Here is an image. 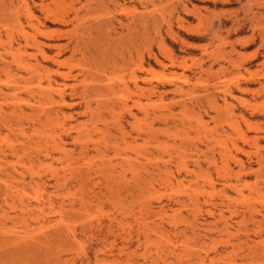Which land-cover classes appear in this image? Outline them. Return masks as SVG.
<instances>
[{
    "label": "rangeland",
    "instance_id": "374dc122",
    "mask_svg": "<svg viewBox=\"0 0 264 264\" xmlns=\"http://www.w3.org/2000/svg\"><path fill=\"white\" fill-rule=\"evenodd\" d=\"M40 1L41 0H26L34 16L41 19L40 21L45 24L44 33L46 32L50 35L49 37H51L47 38L48 36L46 37L45 35L44 38L43 35L40 36V34H36L37 38L43 42L58 43L61 45L66 44L71 40L72 42H70L72 44H70L71 46H68L69 49L67 48L60 51V59L69 63L61 68V70L58 66L56 67L53 62L43 60L39 55H34L35 57L32 56L33 54H36V51L33 49H28V53H24L23 50L21 53L16 51V42L22 41L23 43V38L19 33V31H21L20 25L22 24L21 28L24 32L28 33L29 36L35 35V32L25 23V6L19 0H13L14 4H12V7H0V27L5 25L4 27L9 30V35H7L8 32H2L3 34H0V57H3L4 60L10 63L11 73L15 74L20 71V73L28 77L26 72L17 68L15 62H17L18 59L23 61V63L32 66L35 65L36 61H39L42 66L49 70L58 69L63 72H67L68 70V72L72 71L71 73L73 74L80 73L81 70H83L84 73L86 71L89 72L90 69H92L91 67L95 68L96 63L94 57L92 55H87L89 50L94 49L93 37L95 36V33H92V38L90 37L89 40H79L78 35L80 36L82 32L75 24L74 26L72 23L69 25H62L51 22V19L45 20L39 7ZM43 1L49 2V0ZM111 1L97 0L96 2V0H60L62 5L59 6L60 9L57 11L72 16L74 10L80 9L79 15H85V21L91 24H97L95 21H99L101 24L108 23V19L111 17L110 19H113L111 20L113 27L116 33L120 34V39L128 40H122L124 42L123 45H120V42L117 43L118 47L116 48V55L113 50L114 46L112 45V53H114L116 61L121 63L123 58L128 61L132 56L133 61L136 63L138 59L137 56L142 54L145 67H148L147 69H153L154 78L147 80L146 78H151V76L150 74L143 72L141 73V77L143 78L138 81L139 85L141 87H147L149 85L147 81L150 80L151 82L149 83L155 85L158 91L156 97L153 98L151 105H153L158 114L163 113L169 115L166 110L168 111L170 109L173 115L169 116L165 122H162L161 120L154 126L156 131V143L152 145V143H149L148 141L145 142L143 138L144 136L142 133H144L146 122L142 115L138 114L139 117L136 121L131 120L128 118L129 116L122 111L120 103L114 113H101L105 120L98 123L100 131L97 133H91L92 135L90 134L91 137H89L90 139L88 138L90 151L74 167L78 166L77 168L82 170L84 168H90L92 171L100 169L104 174L102 173L91 176L90 180H92V182L95 181V183H97L98 180H101L102 176L112 173L114 178L111 180V185L107 187L102 184L104 185L102 186V194H98L99 187H95L94 189L92 186L94 183L91 184L90 180L89 182L75 183L74 177L64 168L67 163L66 158L58 153L53 154L51 159L48 158L43 160L44 162L42 165L38 163H29V161L22 156L21 158L7 156V159L0 161V181L6 180V183H9L10 186H12L10 187V197H8L6 201L3 200V195L0 194V231H2V233L0 232V264H163L161 261L151 262L149 260L148 262H144L135 256L143 251L144 244H147L145 247L150 250V253L153 256L159 251H162L160 252L162 254L164 252L166 253L167 250H165L166 248L164 246H166L165 241L167 238L165 236L162 237V235L157 234L154 231L149 232L146 238L143 234L138 236L140 227H138L135 221L129 216L126 217V219L131 225L129 227L120 226V222H123L124 214L133 212V214L139 217L147 206L153 209L154 213L158 212L160 207H163L166 212L165 215L168 216H165L164 223L169 217H174L176 221L181 219L187 220L189 223L193 219L192 211L197 207L200 209V215L198 216L199 220L206 219V221L209 222L211 220L206 214L207 210H211L212 212L221 210L222 212L224 211L223 213L225 216L229 217V215H227L228 213L225 212L227 211L225 208L226 205H219L221 202L220 199L222 200L226 195L228 196L227 200L223 199L225 200V203L229 204L232 209L240 211L238 213V218H232L229 222V226H231L227 230L230 231L229 233L231 236L224 232L215 233L212 235L211 241L205 239H193L191 238L193 236L188 233L190 237L182 242L181 237L175 238L174 234L169 233L167 236H169L179 252L176 257H170L167 260L170 264H195L196 255L200 254L201 256H204L206 253L210 258H214L213 264H249V260L242 261L244 256L242 252L245 254L243 249L239 251H231L232 249L230 250L229 246H225L226 242L223 243V241H233L237 237L243 238V234L236 233V230L238 229L237 227H239L236 225V221L241 220V215L245 213L244 210L246 211L250 205L255 207L258 205L256 208H260L261 215H264V174L263 176L261 174L264 173V164L260 165V158L264 160V130H262L264 129V92L255 95L256 98L250 95L243 96L247 101L246 104H242V102L234 99L229 100V104L236 113L237 111H241L242 113L246 112L245 114L248 116L250 115V120L258 126L260 132L261 130L263 131L261 132L263 134H260L263 136L258 151L254 146L251 147L249 145V147L248 145H245L244 148V146H241L239 143L243 151L235 152L231 149V140L228 141L227 139L226 141L224 138H221L219 146L216 145L218 148L215 146L214 149L216 154L212 153L215 158L213 164H208V161L205 159L206 155L211 157V152L206 151L204 147L205 143L203 141L205 138L222 133L221 131L223 129H228L227 131L230 132L227 127L229 122L226 121L227 118L225 117L226 106L218 100L219 107L217 106V108L221 113L220 117L217 119L215 113L211 112L212 110L209 111V108L206 106L207 102L204 100L206 98H204V95H207V93H212L213 96L219 95L214 93V90H211L213 89L215 82H219L217 78L232 79L233 75L231 74H234V76L237 75L235 70L227 74L220 70L222 67L230 69L227 65L228 58L226 57H228L231 47H234L235 53H237L236 55H233V58L238 62L245 63L243 66L244 68L241 70V74H243L242 77L237 75L236 77L233 76V78H243V76L244 78H249L248 73H251L257 75L253 76L254 79L257 78L260 82L264 83V68L261 66L264 50L261 47L260 36L258 35V32L254 33V29L249 23L250 20L246 12L250 9L252 13L257 12V10L259 12H264V0H256L257 2L254 0H150V2H148L149 0H117V4H114V6ZM226 1L228 3H225L224 5L223 3ZM248 1H250V3L245 4L248 3ZM254 3H261L262 5L260 4L256 7ZM182 6H186L191 10L196 9V13L186 14L182 11ZM14 13L17 19L13 16ZM168 14H171V17H168ZM177 17H180L183 20V27L178 23L176 19ZM115 21H120L124 25L129 24L131 21V29L133 30V38L135 39L133 40L132 38H129L132 39L129 40L126 38L127 35L129 37H131V35L128 34L129 32L126 31L125 27L122 28V30L121 26ZM198 24L200 25L199 27ZM18 27L19 29H17ZM190 27H193L191 31ZM202 30H204V32ZM123 33L124 38H122ZM125 34L127 35L125 36ZM198 37H201L202 39H199ZM244 39L253 40L245 43V45L242 44L241 41L243 40L244 42ZM76 40H79L80 42L78 43V46L74 48L73 46H76L74 45ZM178 40L180 42H178ZM10 41L12 47L9 44ZM133 41L137 44V47L140 45L139 52L134 48L136 45L133 44ZM206 44L209 47L206 46ZM204 46L207 47L205 50L207 53L202 50ZM149 47L155 58L154 56H149ZM45 51L49 56H52L54 52H57L55 49L48 48H45ZM82 53H85L86 55ZM212 55H214V57ZM112 56H110V58ZM253 56H255V58H253ZM92 59L93 61H91ZM86 64H88V69L85 68ZM90 65L91 67H89ZM209 66H212L210 71L207 70ZM258 69L259 71H257ZM217 70H220V73ZM120 76L121 75L118 77ZM122 76L124 82L128 84L129 91L124 90L123 87L118 84L120 78L117 76V78H113L112 83L115 84V86H118L116 89L119 93L121 92V94L129 99L128 97L132 93L137 94L138 91L136 90L135 92L134 85L130 81L129 70L123 72ZM53 77L54 78L52 79L63 81L62 78H56L55 75H53ZM144 77H146L145 79L147 81H144ZM77 79L79 81L83 80L82 82L76 83L75 86L80 92H83L85 89L91 90L98 84L97 78ZM68 80L69 84H73V79L68 78ZM34 81V84L30 85L31 87L36 85V82ZM7 83H10V78H5L3 72L0 71V90L3 92L0 93V113L3 112L9 114L10 111L12 112L17 108L29 110L25 103H33L34 101L30 94H28V90L25 89V87L28 86L21 84L20 86H25V90L23 88L18 90L16 96H14L12 87H10L11 89L7 88ZM40 83L42 87H46L48 84L47 78H42ZM229 85L232 86L231 83ZM178 87H180L179 89L181 90H174L175 88L178 89ZM249 88L256 89L258 86L257 84H254V86ZM205 89L208 92H206ZM232 90H234V88H232ZM235 95L241 97V95ZM199 97L201 100H199ZM66 98H68L69 101L71 99L70 105L72 111L65 112H68V114H74V117L78 119H85L86 117L81 115L83 106L85 105V101L82 97L73 95L67 90ZM196 100H199L200 103L198 104ZM86 101H89L92 103V107H95L96 100L92 98L87 99ZM130 102L131 98L128 100L129 104H131ZM144 103L146 102L144 101L143 104ZM117 121H121L125 124L126 132L129 135V137H126L122 143L119 142L122 141L120 136L114 131V123ZM240 126L245 130L244 124L241 121ZM141 129L143 132L141 133V136L137 137V133ZM107 130L110 132L111 136L107 135ZM27 132L31 133L29 130ZM2 133L0 135V150L6 149L10 144H17L16 139L19 138L17 132L3 130ZM232 138L236 139L235 134L232 135ZM90 141H92V143ZM221 142H223L224 145H222ZM73 143L72 140L68 141V146L66 148L70 152L76 147ZM225 145L227 147H225ZM94 146H96L102 153L98 154L95 152V150H93ZM224 147L227 149L226 155L223 154L220 157V152L224 150ZM230 151L235 156L237 154L236 157L241 161L240 163H235L228 158ZM170 155L172 156V161L166 162ZM81 163L85 165H81ZM180 164L185 165L187 170H182ZM223 164L225 166L227 165V169L223 168L225 167ZM131 168H138V173H133ZM52 169V172L58 171L59 175H61V178L59 177L61 182L58 185L55 184V178L52 177ZM19 172L23 173L22 177L17 176ZM225 172H228L230 181L234 180L232 182H238L240 193H236L226 184L227 179L224 178ZM35 174H38L41 177L42 182L45 183L43 187H40L41 189L32 183V179L33 181H38ZM253 174H259L260 177ZM138 176L140 177L137 178ZM137 183H142L140 185L144 186L142 191L138 189ZM251 183L252 186L250 185ZM149 184H152V186H149ZM223 192H225V194ZM20 200H22L23 203L30 205L33 209L34 207L35 209L38 208L37 213L36 210L32 209L33 214L31 213L30 216L26 215L23 217L19 213V208L21 207ZM39 200L46 204L51 200L53 209H51L52 207L49 209V206L46 205L42 209L43 212L41 211L42 213L40 214L39 205L41 202ZM83 201H86V205H84L85 203ZM79 202L83 203V205H79ZM215 204L217 205L216 210L212 207ZM233 204L235 206H233ZM35 214L36 216H34ZM158 218L159 217H152L151 220L158 223ZM258 218L260 219V216H258ZM60 221H62L63 226ZM66 221L68 222L66 223ZM109 224L112 225L110 230L107 229ZM178 225V229L185 228L183 222H179ZM66 226L74 230L76 233V242H56L62 240L58 238L65 231L64 229ZM115 226L117 228H115ZM149 226H153V223L150 222ZM62 227H64V229ZM247 227L251 230V223L247 222ZM24 232L27 233V235L24 236ZM205 232L206 231L204 230V233ZM250 233L252 234V232ZM19 235L22 236V238ZM37 235L42 237L40 238ZM43 238L49 239L50 242L47 244ZM262 238L264 239V236ZM39 241H44L45 243L43 242L41 244L42 247L40 245L39 248L35 249V252L33 251L31 253V255L23 254V252L17 253L18 251L20 252L21 249L29 248L30 246L35 247V245H38L35 243ZM78 242L81 243L79 244ZM221 242L222 244H220ZM56 245L59 248L56 247ZM157 246L159 248L163 247L162 250ZM213 246L216 247L214 248ZM185 247L187 248L186 250H184ZM215 250L217 253H214ZM95 256H98V259H96ZM125 256H127V258ZM128 256L130 258H128ZM257 258L252 261L253 263L250 262V264H264V259L262 261ZM216 260L218 261L216 262ZM206 264H208V261H206Z\"/></svg>",
    "mask_w": 264,
    "mask_h": 264
},
{
    "label": "bare ground",
    "instance_id": "6f19581e",
    "mask_svg": "<svg viewBox=\"0 0 264 264\" xmlns=\"http://www.w3.org/2000/svg\"><path fill=\"white\" fill-rule=\"evenodd\" d=\"M19 1L25 6V15H24L25 16V23L27 24L28 27L30 26L31 29L34 30L35 33L34 32L33 33L35 35L29 36L28 33L24 32L23 29L21 28V25L22 24L20 25V23H19L20 29H21V31H19V33H20V35L23 38V43H22V41L16 42V48H15L16 51L19 52V53H21L22 50H23L24 53H28V49H33V50L36 51V54H33L32 56L39 55V56H41V58L43 60H49V61L53 62V64H55L56 67L58 66L59 69H61L64 66H66V64L69 63V62H67L65 60L63 61L62 59H60V51H62L63 49H67L68 46H71L70 44H72L71 43L72 41L70 40L71 42L68 41L66 44L61 45V44H58V43H49V42L47 43V42H43V41L39 40L37 38V35H39V34H40V36L43 35V37H44L46 35V37L48 36L47 38H51V37H49L50 36L49 34H47L46 32L44 33L45 24L40 21L41 19H39V18H37V17L34 16V14L31 12V9L29 8L26 0H19ZM254 1H256V0H254ZM254 1H252V2H254ZM96 2H97V0H96ZM111 2L113 4V6H114V4H117V0H113ZM148 2H150V0ZM61 3L62 2H60V0H49V2H45V1L41 0L39 2V7H40V10H41L42 14L45 17V20L51 19V22H53L55 24H62V25H69V24L72 23L73 26L75 24L77 26V28L79 27L80 31L82 32L80 34V36L78 35L79 40L80 39L82 41L85 40V39L86 40H89L90 37L92 38V33L93 32L95 33V36L93 37V45H94L93 47H94V49L89 50L87 52V55L88 56L89 55L90 56L92 55L94 57L95 63H96L95 66L96 67L94 68V67H91V65H90L89 67H91L92 69L89 68L90 71L89 72L86 71L85 73L80 68V70H81L80 73L73 74V73H71L72 71L71 72H68V70H67V72H63V71H60L58 69L57 70L56 69L55 70H49V69L45 68L44 66H42L39 61H36L35 65L32 66V65H27V64L23 63V61H20L18 59L17 62H15V64H16L17 68H19V70H23V72H26V75L28 76V77H26L25 75H23L22 73H20V71H19V73L16 72L15 74H12L11 73L12 71L10 69V63H8L6 60H4L3 57H0V71L3 72L5 78H10V83H7L6 84L7 88L12 87V89H13L12 90L13 95L16 96V92L18 90L22 89V88L24 89V87H25V86L22 87L20 85L21 84L27 85L28 87H25V89L28 90L27 91V92H29L28 94H30V96L32 97V99L34 101L33 103H30V102L25 103L27 105V108L29 110L22 109V108H17L15 110H13L12 112L10 111L11 112V116H10V112H9V114L3 113V112L0 113V135H1V133H2L3 130H6L8 132H17L18 133V136H19V138L16 139V143H17V144L15 143L16 145L10 144V146H7L6 149H4V150L1 149L0 150V161H2L4 159H7V156L16 157V158H21V156H22V157L26 158L29 161V163H38V164L42 165L43 162H44L43 160H46L48 158L51 159L52 156H53V154L58 153L59 155H63L66 158V162L67 163H66V166L64 168H65L66 171H69L71 173V175L74 177L75 183L76 182H80L81 183V182H85V181L89 182V180L91 179V176H94V175H97V174H102L103 172L100 169H96V170H93L92 171L90 168H84L82 170V169L77 168L78 166L77 167H74V166L77 165V163L81 159H83L89 153L90 149H89V145H88L89 144L88 138L91 137V135H92L91 133H97V132L100 131V129L98 128V123H100V122H102V121L105 120L104 117L101 114L102 112L114 113L115 110H116V108L118 107V104L120 103L121 104V107H122V111H124L127 114V116H129L128 118H130L131 120H135L136 121V120H138V117H139L138 114L139 115H142L143 116V119L146 122V126H145V129H144V133H142L143 132L142 129L139 130V131L137 130L138 131L137 137L141 136V133H142L143 136H144L143 138H144L145 142L148 141L149 143H152V145H154L156 143V135H155L156 131H155L154 126L158 122H160L161 120H162V122H165V120H167L168 117L169 116H172L173 114L171 113V110L170 109L168 111L166 110V112L169 113V115H165L163 113H159L158 114V112L153 107V105H151V103L153 101V98L156 97L158 91H157V88L155 87V85H152V84L149 83V82H151L150 80L147 81L148 79L154 78V76H153L154 74H153V69L152 68L151 69L150 68L147 69L148 67L147 68L145 67L144 58L142 57V54H139V56H137L138 59H137L136 63L133 61L132 56L130 57V59L128 61L126 59L124 60V58H123V61L121 63H118L116 61V59L114 57V53H112V48L111 47H112V45L114 46V49L113 50H114L115 55H116V48L118 47V44L117 43L120 42V45H123V43H124L123 41L124 40H127V39H120L121 38L120 37V34L116 33V31H115V29L113 27V24H112V21H111L113 19H110L111 17L108 19V23L101 24L99 21H95V22H97V24L96 23L95 24H93V23L91 24V23H88L87 21H85V19H84L85 18L84 17L85 15L84 16L82 15L83 17L79 15V10L80 9L74 10V13L72 14V16H69V15H67L65 13H59V11H57V10L60 9L59 6L62 5ZM225 3L227 4L228 2L226 1L223 4L225 5ZM249 3H250V1H248V3H245V4H249ZM12 4H14L13 3V0H0V7L1 8H4V7L10 8V7L13 6ZM260 4L259 3L258 4H255V6L257 7ZM16 5H17V3H16ZM242 6H243V3H242ZM95 7L97 8L96 5H95ZM1 8H0V10H1ZM171 9H173V8H171ZM192 10L191 9H188L186 6H182V11L185 12L186 14L196 13L195 12L196 9H192ZM72 11H73V8H72ZM246 12H247L248 18L250 20L249 23L251 24L252 28L254 29V33L255 32H258V35L260 36L261 47L264 50V12H259L257 10V12L252 13L251 9L250 10H247ZM170 15L171 14H168V17ZM13 16L15 17V13H14ZM162 16H165V15H162ZM193 17H194V14H193ZM176 19H177L178 23H180V25L182 26L183 25V20L180 17H177ZM207 19H208V17H207ZM35 22H36V24H35ZM98 22H99V24H98ZM115 22H117V21H115ZM117 24H119L121 26V29L125 27L126 31L129 32L128 34L131 35V37H129L127 34H125V36L127 35L126 38H128V39L129 38H132L133 40L135 39V38H133L134 36H133V30L131 29L132 28L131 21L127 25L122 24L120 21H118ZM133 25H134V23H133ZM4 26L5 25H3V26L0 27V34L2 32H4V33L8 32L7 35H9L8 28H6ZM199 26L200 25L198 24V27ZM192 28L190 27V31L192 30ZM17 29H19V27ZM204 30H202V31L204 32ZM123 36H124V33L122 35V38H124ZM10 37H11V34H10ZM113 38H115V39H113ZM252 38H253V36H252ZM132 39H129V40H132ZM216 39H217V37H216ZM79 40H76V42L74 43V45H76V46H73L72 45L74 48H76L78 46V43L80 42ZM252 40L253 39H251V40H249V39L248 40L247 39L245 40L244 39V42H243V40H241V41H242V44H245V43H247L249 41H252ZM220 41H222V40H220ZM130 42H132V41H130ZM178 42H180V41L178 40ZM9 44L11 45V41H10ZM133 44H135L134 41H133ZM135 45H136V47H134V48L137 50V52H139V46L140 45L138 47H137V44H135ZM206 46H208V45L206 44ZM206 46H204L202 48V50L204 52H206L205 51L206 48H207ZM11 47H12V45H11ZM150 47L148 48V50H149L148 53H149V56L150 57H153L154 54H152V51H151V48ZM45 48L55 49L57 52H54V54L52 56H49L47 54V52L45 51ZM9 49H10V46H9ZM218 50H219V48H218ZM82 54H85V53H82ZM236 54L237 53H235L234 47H231L230 48V51H229V54H228V57H226V58H228L227 59V65L230 67V69L229 68L222 67L220 70H222V72L223 73H226V74L232 72L233 70H235L237 72V75L240 76V77H242L243 74H241V70L244 68L243 66H244L245 63L243 64V62L236 61V59L233 58V55H236ZM110 56H112V57L110 58ZM212 56L214 57V55H212ZM262 56H263V60H261L262 61L261 66L264 68V55H262ZM154 58H155V56H154ZM253 58H255V56H253ZM89 59H90V57H89ZM91 61H93V59ZM225 61H226V59H225ZM87 65L88 64H86V67L85 68L88 69ZM261 68H260V70H261ZM211 69H212V66H209V68L207 70L210 71ZM126 70H129V74H130V77L129 78H130V81L134 85L135 92H136V90L138 91L137 94L132 93L128 97L129 99L131 98V102H130L131 104L128 103V100L129 99H127L125 95H123V94H121V92L119 93L117 91L116 88H118V86H115V84L112 83L113 78H117L119 75H121L120 77H118V78H120L118 84H120L123 87L124 90L129 91L128 84L125 83L124 80L122 79L123 78L122 73L125 72ZM220 70H217V71L219 72ZM257 71H259V69ZM143 72L146 73V74H150V76H151V78L144 77V79L145 78L147 79V80L145 79L144 81H147L148 84H149L147 87H141L139 85V82H138L139 79L141 80V78H143V77H141V73H143ZM53 75H55L56 78H62L63 81H57L55 79H52V78H54ZM231 75L234 76V74H231ZM237 75H235L234 77H236ZM1 76H3V75H1ZM233 76H232V79L231 78H229V79L228 78H217L219 80V82L218 83L215 82V84L213 85V89H211V90H214L215 91L214 93H217L219 95H217V96L214 95L213 96L212 93H207V95L205 94L206 96L204 95V98L206 97L204 100L207 102L206 103V106L209 108V111L212 110L211 112H214L215 113V115H216L215 117L217 119L220 117V113H221V112H219V110L217 108V106H218V100H220L223 103V105L226 106L225 113L227 115L225 114V117L227 118L226 121L229 122V125H228V122H227V125H228L227 127L229 128V130L231 132L230 133L229 131H227L228 129L227 130H224L223 129L221 131L223 134L222 133H219V134H217L215 136L208 137V138H205L204 139L203 142L205 143L204 144L205 145L204 147H205L206 151L207 152H211V155H210L211 157H209L208 155H206V157H205V159L208 161V164H213L215 162V160H214L215 159L214 158V154H212V153H215L214 152L215 146L216 145L219 146V144H220L219 141L221 140V138H224V140H226V141H227V139H228V141L231 140V144H232V148L231 149L234 150L235 152H242L243 151L242 148L240 147L239 143L241 144V146H244V148H245V145H248V146L250 145L251 147L254 146L257 151L260 148V141H261V138L263 136V135H260V134H263L261 132H263L262 130H264V129H262L261 132H260V129L258 128V126H256L250 120V115L248 116L247 114H245L246 112L245 113H242L241 111H237V113H238L237 114L236 111H234L232 109V106L229 104V100L230 99H234V100H238V101L242 102V104L243 103L246 104L247 101H246L245 98H243V96L250 95V96H254V98H256L255 95H259V94H262L264 92V83L263 82H260L259 79H257V78L254 79L253 76H257L256 74L248 73L249 78H244V76H243V78H240V77L239 78H233ZM42 78H47V80H48V84H47L46 87H42V85L40 83V80ZM68 78L73 79V81H74L73 84H69L68 83V81H69ZM77 78H97V83L98 84L95 85V87H93L91 90L85 89L83 92H80V91H78L75 88V86H76V83L82 82L83 80H80L79 81ZM34 80H37V81H34ZM33 81L36 82L35 83L36 85L31 87L30 85H33L34 84ZM144 81H143V83H144ZM215 81H216V79H215ZM230 83L232 84V86L229 85ZM254 84H257L258 88H256V89H250L249 87L254 86ZM231 87L234 88V90H232ZM179 88L180 87H178V89L175 88L174 90H177V91L178 90H181ZM67 90H69L70 93H72L73 95H77V96L82 97V99L85 101V105L83 106V111L81 112V115L83 117H86L85 119H78V118L74 117V114H68V112H65V111H72L71 105H70L71 99L69 98L70 99V101H69L68 98H66V92H67ZM206 92H208V91L206 90ZM0 93H3L2 90H0ZM235 94L241 95V97L240 96H236ZM92 98L94 100H96L95 101L96 102L95 107H92V103H90L89 101H86L87 99H92ZM202 98H203V96H202ZM199 100H201V98ZM199 100H196V102L198 104L200 103ZM26 101H28V100H26ZM144 101L146 103L143 104ZM191 101H193V100H191ZM182 104H184V103H182ZM13 107H14V105H13ZM15 107H18V106H15ZM221 108H223V107H221ZM223 115H224V113H223ZM213 120H215V119H213ZM240 121L243 122L244 127H245V130L242 129V127L240 126ZM24 122H26V123H24ZM24 124H26V125H24ZM28 130L31 131V133L30 132H27ZM114 131L120 136V139L122 141H119V142H121V143L124 141V139H126V137H129V135L127 134L126 129H125V124L122 123L121 121H117V122L114 123ZM106 133H107V135L111 136L110 135V132L108 130H107ZM101 134H102V132H101ZM234 134L236 136V139H233L232 138V135H234ZM69 140H72L74 142L73 144H75V146H76L73 150H71V152L66 148L68 146V141ZM90 142L92 143V141H90ZM95 142H96V140H95ZM130 143H128V144H130ZM221 143H222V145H224L223 142H221ZM125 144H127V143H125ZM225 144H227V143H225ZM90 145H92V144H90ZM218 146H216V147L218 148ZM225 147H227V146L225 145ZM225 147L223 148L224 150L222 152H220V155H219L220 157L223 154L226 155L227 149ZM93 150H95V152H97L98 154H101L102 153L101 151H99V149H97L96 146L93 147ZM150 152H152V151H150ZM74 153H76V154H74ZM146 155H148V154H146ZM236 156H237V154H236ZM236 156L233 155L231 153V151L228 154V158H230L233 162L240 163L241 161ZM168 157H169V159H167L166 162H171L172 161V156L170 155ZM145 158H147V157H145ZM263 162H264V160L262 158H260V165L261 164H264ZM84 163H86V162H84ZM255 163H257V162H255ZM246 164H247V162H246ZM81 165H85V164L81 163ZM180 166H181V169L182 170H185V171L187 170V167L185 165L180 164ZM226 166L223 167V168H226ZM80 167H83V166H80ZM137 169L138 168H133L132 169L133 173H135V174L138 173ZM165 169H166V167H165ZM241 169H243V168H241ZM145 170H147V169H145ZM52 171H53V169L51 170V172ZM22 172H19L18 175L16 173H14V174H16L17 176H21L22 177L23 176V173ZM123 172H124V170H123ZM229 173H231V172H229ZM10 174H12V173H10ZM261 174L263 176L264 173H261ZM35 175L38 178L37 179L38 181H36V180L33 181V179H32V183L34 185H36L39 189H41L40 187H43V185L45 183L42 182V179H41V177L38 174H35ZM52 175H53L52 177L55 178V181H56L55 184L58 185L61 182V180H60V178H61L60 176L61 175H59L58 171L52 172ZM161 175H163V174H161ZM228 175H229L228 172H225L224 173V176H225L224 178L227 179L226 184L231 189H233L236 193H240V190H239L240 186L238 185V182H235L234 183V182H232L234 180L230 181ZM253 175H255V174H253ZM232 176H235V175H232ZM241 176H242V174H241ZM255 176H259V174L258 175H255ZM139 177L140 176H138L137 178H139ZM113 178H114L113 177V174L112 173H109L108 175L102 176L101 177V180H98L97 183H95V181L92 182V180H90V182H91V184L94 183V185L92 184V186H93L94 189H95V187L96 188L99 187L98 194H102V186L105 185V186L109 187L111 185L110 183H111V180ZM257 179H258V177H257ZM257 181H259V180H257ZM138 182H140V181H138ZM142 183H140V184H142ZM0 184H1L0 185L1 186L0 187V194L3 195V200L6 201L7 198L10 197V194H11L10 193L11 192L10 191V187H12V186H10L9 183H6V180L0 181ZM102 184H104V185H102ZM140 184H138V189L140 191H142L144 189L143 188L144 186L143 185L141 186ZM250 185L252 186V183ZM145 186H146V184H145ZM149 186H152V184H149ZM14 190H16V189H14ZM229 191H231V190H229ZM12 193H16V192H12ZM223 193L225 194V192H223ZM253 194H254V192H253ZM17 198H18V196H17ZM227 198H228V196L226 195L225 198H223V199H226L227 200ZM223 199L222 200L220 199L221 202L219 203V205L220 206L223 205V204L226 205L225 208H226L227 211H225V212L228 213L227 215H229V217L225 216L224 213H223L224 211L222 212L221 210H219L217 212H212L211 210H207L206 211V214H207L208 218H210L211 221L208 222V221H206V219L199 220L198 216L200 215V209L197 208V207H195L193 209V211H192L193 212V219H192L191 222L188 223L187 220H182V219L181 220L178 219L179 221H176L174 219V217H169V218H167V221H165V223H164V218L168 217V216L165 215L166 212H165L164 208L163 207H160L159 211L154 213L153 212V209H151L149 206H147L143 210V212L141 211L142 214L139 217L137 215L133 214V212H129L128 214H124L123 222H120V226H128L129 227L131 225L130 222H128L127 219H126V217L129 216L131 219H133L135 221L136 225L138 227H140V232H138V236L140 234L141 235L143 234L144 237L146 238V236L148 235V233L151 232V231H154L155 233L162 235V237L165 236L167 238V240L165 241V245L166 246H164L166 248V249L165 248L164 249L167 250L166 253L164 252L162 254V253H160L162 251H159V252H157L155 254V256H153L150 253V250L147 249V247H145V245H147V244H144L143 251L140 254H137L135 257L136 258H140L144 262L145 261L148 262L150 260L151 262L161 261L163 264H170V262H168L167 259H169L170 257H176L179 251H178V248L174 245V243H172V240L169 238V236H167V234H169V233L174 234L175 238L181 237L182 242H184L188 237H190L189 235L193 236V237H191L193 239H202V240H204V239L205 240H211L212 239V235H214L215 233H223L224 232V233H228V235L231 236L230 233H229L230 231L227 230L231 226V225L229 226V222H230V220L232 218H235V217L238 218V213L240 211H237L235 209H232L230 207V205L229 204H226L225 203V200H223ZM20 201H21V205H20L21 207L19 208V211H20L19 213L23 217H25L26 215H29L30 216L31 213L33 212V210H36V213H37V209L38 208L35 209V207H34V209H33L30 205H28L26 203H23L22 200H20ZM39 201L41 202V200H39ZM96 201H98V200H96ZM81 202H79L80 203L79 205L82 206L83 203H81ZM84 203H85L84 205H86V201ZM259 203H261V202H259ZM19 204H20V202H19ZM246 204H249V203H246ZM46 205L49 206V209H50L52 207L51 200L48 201V204L42 203V202L40 203V205H39V207H40V209H39L40 214L43 212L42 209ZM79 205H77V206H79ZM233 206H235V205L233 204ZM85 207H84V209H85ZM212 207L216 210L217 205L215 204ZM256 207L250 205L247 208L246 211L244 210L245 213H243V214L241 213L242 214L241 215V217H242L241 220L236 221L237 222L236 225L239 226V227H237L238 229L236 230V233L243 234V238L237 237L233 241H231V240L223 241V243L226 242L225 246L227 245V246L230 247V250L232 249L231 251H235V250H238L239 251V250L243 249V251H245V254L242 252V254L244 255L243 258H242V261H248L249 260V264H250V262H252L257 257H258L257 258L258 260H262L263 261V259H264V239L262 238L264 236V215H261V210H259L260 208L258 209ZM263 207H264V205H263ZM51 209H53V207ZM74 211H76V210H74ZM78 211H80V210H78ZM34 216H36V214ZM255 216H257V217H255ZM258 216H260V219L258 218ZM152 217H159L158 218L159 219V222L156 223L155 221L151 220ZM23 220H24V218H23ZM56 221L59 222L58 220H56ZM60 222H61V225L63 226L62 221H60ZM67 222L68 221H66V223ZM150 222L153 223V226H149L150 225ZM179 222H183L184 223V225H185V228L184 229H178L179 228L178 227L179 226L178 225ZM247 222L248 223H251V230L248 229ZM46 223H48V222H46ZM66 223L64 222L65 225H66ZM231 223H233V222H231ZM111 227H112V225L109 224L107 226V229L110 230ZM62 228L64 229V227H62ZM115 228H117V227L115 226ZM64 230L65 231L58 238V239H62V240L61 241H56V242H58V243H60V242L61 243L73 242L74 243V242L77 241L76 236H75L76 233L74 232V230L70 229L68 226H66ZM204 230L206 231L205 233H204ZM24 231H25V228H24ZM0 232L2 233V231H0ZM21 232H23V231H21ZM21 232H20V234H21ZM250 232H252V234ZM188 233H189V235H188ZM152 234H154V233H152ZM25 235H27V233L24 232V236ZM29 235H31V234H29ZM41 235H43V234H41ZM109 235H110V233H109ZM228 235H227V237H228ZM20 237L22 238V236H20ZM38 237H40V236H38ZM17 238H19V237H17ZM13 239H15V238H13ZM43 239H45V238H43ZM39 242H36L35 243V244H38V245H35V247L30 246L29 248L21 249L20 252L18 251L17 253L23 252V254L31 255V253L33 251L35 252V249L39 248L40 245L44 241H41L40 243ZM45 242L48 244L50 242V240L46 238L45 239ZM141 243H143V242H141ZM215 243H216V241H215ZM220 244H222V242ZM223 246H224V244H223ZM41 247H42V245H41ZM56 247H58V246L56 245ZM56 247H55V249H56ZM6 248H7V246H6ZM53 248H54V246H53ZM160 248L162 250L163 247H160ZM186 249L187 248L185 247L184 250H186ZM212 251H213V248H212ZM202 252H201V254H202ZM6 253H7V251H6ZM214 253H217V251L215 250ZM130 256L133 257L132 255H130ZM95 257H96V259H98V256H95ZM125 257L127 258V256H125ZM128 258H130V257L128 256ZM206 261H208V264H213L214 263V258H210L209 255L206 254V253H205L204 256H201L200 254L199 255H196V262H195V264H206ZM217 261L218 260H216V262ZM262 261H260V262H262ZM225 264H227V263H225Z\"/></svg>",
    "mask_w": 264,
    "mask_h": 264
}]
</instances>
